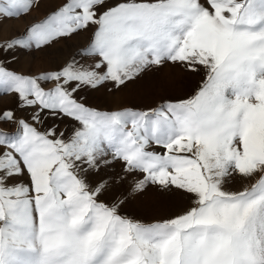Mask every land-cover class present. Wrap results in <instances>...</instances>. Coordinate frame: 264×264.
<instances>
[{
    "label": "snow or ice",
    "instance_id": "1",
    "mask_svg": "<svg viewBox=\"0 0 264 264\" xmlns=\"http://www.w3.org/2000/svg\"><path fill=\"white\" fill-rule=\"evenodd\" d=\"M40 5L0 0V20ZM89 29L77 55L90 62L29 76L0 61V94L30 110L0 111L14 126L0 129V264H264V0H63L0 49L42 50ZM168 64L203 74L188 98L111 111L77 98L108 83L115 95ZM48 117L73 121L71 135L41 131ZM116 162L120 174L89 184ZM235 177L254 182L225 190ZM124 185L181 191L190 207L134 220L119 212L126 196L100 199Z\"/></svg>",
    "mask_w": 264,
    "mask_h": 264
},
{
    "label": "rangeland",
    "instance_id": "2",
    "mask_svg": "<svg viewBox=\"0 0 264 264\" xmlns=\"http://www.w3.org/2000/svg\"><path fill=\"white\" fill-rule=\"evenodd\" d=\"M63 0H41V5L27 15H21L18 18L0 20V43L9 41L25 33L28 27L33 23L44 19L52 10H54ZM92 36V30L73 34L68 38H61L54 41L50 46L42 50H25L16 48L7 52L0 49V61L9 70L22 75L36 76L41 73L59 70L64 64L75 57L81 63L90 62L86 57L77 55L79 51L85 48ZM11 61V62H9ZM203 74H193L186 72L179 64L165 65L159 70H150L143 76L124 86L115 95H112L107 89L112 88L111 83L97 89H84L79 95L83 97L84 103L89 107L101 110L111 111L119 107H130L137 110H147L156 108L158 105L169 100L186 99L199 86ZM51 83H42L45 89L50 88ZM12 109L15 110L17 117L29 119L30 110L17 108V99L11 94H0V111ZM73 121L67 118L61 120L48 117L44 120L40 130L56 125L58 131H64L65 136L72 133ZM0 129L8 132L14 131V126L10 124H0ZM154 151L163 150L153 147ZM122 164L114 163L111 167H102L99 172H89L87 180L90 185H95L102 179H110L121 173ZM27 180V177L24 178ZM254 180L235 177L225 184L227 191H241L249 186ZM129 187L113 186L101 196L105 203H111L114 195H121V198L127 197L125 203L120 207L119 212L123 216L130 217L144 223H152L158 220L168 219L178 215L190 207V197L181 191H162L158 186H149L143 193L128 195Z\"/></svg>",
    "mask_w": 264,
    "mask_h": 264
}]
</instances>
